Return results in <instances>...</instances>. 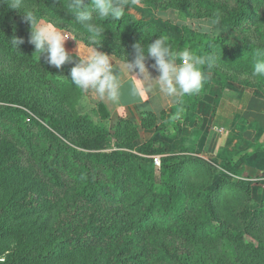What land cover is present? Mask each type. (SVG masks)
Returning a JSON list of instances; mask_svg holds the SVG:
<instances>
[{
    "label": "trees",
    "instance_id": "1",
    "mask_svg": "<svg viewBox=\"0 0 264 264\" xmlns=\"http://www.w3.org/2000/svg\"><path fill=\"white\" fill-rule=\"evenodd\" d=\"M21 1L35 5V15L50 14L51 20L68 22L90 45L89 33L68 12L67 0ZM138 1L159 6L166 2ZM167 4L192 17L219 16L232 29L250 21L259 30L264 22L258 12H264V0H168ZM18 12L25 13L21 7L12 9L11 0H0V43L16 56L28 50L31 32L27 21L25 31H13L9 25L4 28V19ZM96 22L104 26L105 33L101 43L93 46L124 60L134 59L137 42L147 49L149 43L166 36L173 50L208 57L207 71L226 75L223 70L227 68L252 75L257 50H264L263 41H253L248 35L241 45L230 46L219 33L173 26L156 16L140 19L125 10L118 21ZM13 38L23 43L16 48ZM73 66H51L48 76L38 74L37 89L45 98L24 101L19 91L8 97L0 94V119L9 118L10 126L16 127L10 137L0 136V264H188L177 261L179 251L168 238L199 242L228 230L215 204L225 178L210 189L197 188L187 203L179 178L182 166L178 159L183 155L169 152L153 139L125 144L129 134L132 141L138 136L136 125L128 121L118 123L112 136L106 129L84 130L82 122L93 128L86 118L51 111L44 103L46 94L53 85L71 78ZM255 77L258 81L248 84L264 88V77ZM164 128L156 126L165 134ZM154 155L162 156L160 183ZM240 165L228 162L227 174L240 176ZM243 183L250 194L251 182ZM252 264H264V259Z\"/></svg>",
    "mask_w": 264,
    "mask_h": 264
},
{
    "label": "rangeland",
    "instance_id": "2",
    "mask_svg": "<svg viewBox=\"0 0 264 264\" xmlns=\"http://www.w3.org/2000/svg\"><path fill=\"white\" fill-rule=\"evenodd\" d=\"M167 1L162 6H159L144 4L138 0H114L115 3H122L124 10L133 14L136 18L151 19L156 16L169 21L173 26L189 25L201 30L200 24L202 22L212 20L209 17H192L187 11L167 6ZM34 6L32 3L23 1L20 4L21 9L25 12L33 11ZM258 12H260V16L262 14L264 16L263 10ZM23 14L22 12L9 14L4 19L6 22L4 28L9 25L13 31H25L28 28V24L23 19ZM36 16L52 22L61 31H66L73 36L74 39L69 37L65 42L66 49L77 51V47H79L82 52V46L86 48L90 46L82 39L83 35H78L77 31L68 22L66 23L56 18L51 20L52 16L50 14H47V16ZM263 32L264 22H262L259 30L258 24L252 25L250 21L239 29H232L226 27L219 19L210 33H219L223 36L226 43L230 46H236L243 43V37L246 35L253 41L264 42ZM98 50L109 53L103 49L98 48ZM35 54L38 53L35 52L34 45L31 43L28 46V50L20 51L17 56L14 52H10L6 45L3 46L0 43L1 95L8 97L10 94L13 95L19 91L24 101L35 100L39 96L45 98V93L41 90L38 91L36 80L39 78L38 74L48 76V71L50 70L47 69L48 67L51 68V65L47 63L46 57L41 55L39 58ZM227 70V68L223 70L224 73L228 72L226 75L215 74V76L221 81H228V84H233L236 88L235 92L239 91L237 87L249 86L257 89L264 96V88L248 84L257 82V77L246 73H232ZM245 89L249 90L248 88ZM251 91L253 92V90ZM87 95V91L77 88L70 78L64 83L53 85V90L46 94L44 103L51 106V111L57 114L64 115L66 112L71 114L73 118L80 120L86 118L87 122L93 125V128L82 122L86 126L84 130L91 129V131L97 132L101 129H106L113 136L116 131V125L105 121V117L99 116V112L102 111L101 108L97 105V102L94 103ZM255 97L258 96L256 95ZM258 106L261 107L260 113L256 112ZM263 107L264 101L260 105L256 102L254 108H252V114L260 118L264 129ZM26 110L29 111L28 109ZM27 121L33 124V120L27 119ZM241 122L236 119V124L231 130L232 136L228 138L224 144V149L220 153L213 154V152L210 153L198 149H185L184 153L181 154L184 157L178 159L182 166L179 178L186 194L187 203H190L197 188L206 187L210 189L216 186L220 179L225 178L226 185L218 192L215 204L217 205L219 218L225 222L226 230L227 227L228 230L218 238H203L199 242H191L185 238L174 239L169 237L168 240L172 243V247L177 248L179 251L176 255L177 261L184 260L188 264H252L254 262L258 263L261 258L264 259V161L262 162L261 157L257 154L243 156L244 153L250 154L252 152L258 140L255 141L254 139V131H246L245 129L242 131ZM10 123L9 118L0 119V136L10 137L13 131L16 130V127L12 128ZM131 135L132 133L126 136L127 139L123 140V142L125 141V144L138 145L137 138L133 141L128 140ZM124 148L129 149L125 146ZM154 156H158L162 160L161 155ZM228 162H241L238 167L241 172L240 176L231 177L227 174L225 165ZM161 166L162 162L160 165L154 163L157 183H160ZM244 181L251 182L248 184L252 188L250 194H248L247 183H243ZM260 209L262 211H259ZM234 227L235 229H233ZM234 247H236V250L232 251L231 248ZM2 259L1 256L0 260Z\"/></svg>",
    "mask_w": 264,
    "mask_h": 264
},
{
    "label": "clouds",
    "instance_id": "3",
    "mask_svg": "<svg viewBox=\"0 0 264 264\" xmlns=\"http://www.w3.org/2000/svg\"><path fill=\"white\" fill-rule=\"evenodd\" d=\"M20 4L21 0H11L12 9H18ZM67 10L89 33L90 46L85 50L86 54H81L77 47V55L73 56L65 47V42L73 36L61 31L52 22L37 17L33 11L23 14V19L31 28L29 42L34 45L39 58L45 55L47 63L57 69L65 64H73L70 77L77 88L92 90L99 97L113 102L119 101L124 85L123 77L114 67L112 56L92 45L101 43L100 38L105 33L104 26L96 21L120 20L124 16V5L115 3L114 0H91L90 3H85V0H67ZM218 21L219 16H216L211 21L202 22L200 29L212 32ZM11 43L18 48L23 40L13 38ZM133 49L134 59L125 61L127 72L135 77L130 87L133 97L145 99L153 86L173 98L195 95L201 91L206 80V74L200 67L204 61L191 51L173 50L166 36H160L149 43L147 49L140 42L134 44ZM256 55L258 59L253 65L252 75L264 77V50H257ZM148 59L154 60L152 68L159 72L158 78L151 77L146 66ZM146 77L151 83L146 82Z\"/></svg>",
    "mask_w": 264,
    "mask_h": 264
},
{
    "label": "crops",
    "instance_id": "4",
    "mask_svg": "<svg viewBox=\"0 0 264 264\" xmlns=\"http://www.w3.org/2000/svg\"><path fill=\"white\" fill-rule=\"evenodd\" d=\"M82 47L81 54H86L87 48ZM70 52L77 55L76 50ZM105 54L112 56L114 67L123 77L124 85L121 89V97L119 101L113 102L99 97L92 90L87 91V96L94 103H98L97 105L102 110L99 112V116L105 114V121L113 125L122 121L136 125L139 144L153 139L171 153L183 154L185 149H198L218 154L224 149L228 138L232 136L231 130H233L237 119L242 121V131L244 129L254 131V139L258 140L252 152L244 153L243 156L257 154L261 157V161H264L263 124L260 122V118L252 114L254 104L257 102L260 105L264 101V96L257 89L249 86H236L239 91L235 92L236 88L233 84L221 81L215 76V73L205 70L209 58L203 57L204 63L200 67L206 74V80L198 94L173 98L153 86L152 91L146 94V98L140 99L130 94L131 82L135 80V77L127 72L126 60L114 54ZM152 64L147 60L148 71L152 78H158L159 72L152 68ZM146 82L151 83V81H147V77ZM244 88L249 90H244ZM256 95L258 97H255ZM262 111H264V107ZM256 112H261L260 106ZM245 114L246 116H244ZM158 125L165 126V134L156 130Z\"/></svg>",
    "mask_w": 264,
    "mask_h": 264
},
{
    "label": "built area",
    "instance_id": "5",
    "mask_svg": "<svg viewBox=\"0 0 264 264\" xmlns=\"http://www.w3.org/2000/svg\"><path fill=\"white\" fill-rule=\"evenodd\" d=\"M153 161H154V163L157 164V165H160V163H161L160 157H158V156H154V157H153Z\"/></svg>",
    "mask_w": 264,
    "mask_h": 264
}]
</instances>
